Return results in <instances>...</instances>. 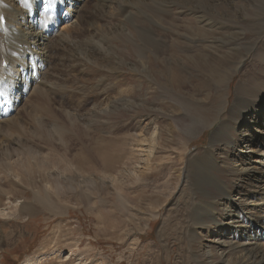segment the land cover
I'll use <instances>...</instances> for the list:
<instances>
[{"label": "rangeland", "instance_id": "obj_1", "mask_svg": "<svg viewBox=\"0 0 264 264\" xmlns=\"http://www.w3.org/2000/svg\"><path fill=\"white\" fill-rule=\"evenodd\" d=\"M96 1H91V8ZM129 2L134 9L131 14L114 18V13L111 25L110 20L107 25H103L104 18H99V28L106 34L109 33L113 41L111 56L121 59V63L116 67L118 71H111L109 61L102 63L106 68L88 63L76 69L72 67L77 64L73 54H68L71 56L70 61L69 56H62L56 51L57 58L62 60L55 59L52 66L55 69L53 77L56 74L59 76L54 78L53 82L64 87L60 96L66 95V91L74 92L75 105L84 101L89 103L81 110L82 119H85V116L86 119L90 117L93 107L90 105L91 99L94 102L104 101L106 95L128 90L132 86V90L136 92L135 95L133 92L134 99L137 101L141 84H147L144 91L146 93V89H149L150 101L146 106L134 104L131 107L101 112V115L95 118L93 126L96 130H104L101 135L104 140L114 142L124 136L119 133V127L125 126V134L135 132L138 139L143 140V144L140 148L131 141L127 147V158L131 160L127 164H123L116 171H101L98 178L93 177L96 180L94 185H83L79 188L41 181L39 174L31 178L32 182L35 181L33 185L27 177V172L20 174V170L6 171L0 164V264H27L30 260L31 264H38L42 260L45 264H152L155 260L162 264H195L194 260L190 261L189 254L192 251L187 246L189 238L186 236L192 228V224H188L189 200L193 198L195 204L194 193L200 191L204 195L208 190H213L217 193V200L212 201L219 202L220 190H217V181L223 180L229 185L246 181V177L239 181L237 176L229 174L228 170L237 154L231 143L233 140L235 143L239 140L238 134H242L244 125L251 121V115L247 111L256 116L255 113L262 111L260 107L264 106V68L254 52L246 53L247 47L254 42H257L258 46L262 44L263 38L259 41H255V38L259 32L257 29L264 26V16L262 26L261 22L256 20L253 23L252 18L255 11H264V0H222L220 3L216 2L217 7L205 0H175L173 15L164 22V25L171 28V32L167 36H159L161 44H156L160 45L159 56L156 58L149 54V59L145 61L150 67L148 73H145L138 60L134 42L127 44L114 40V26L120 24L126 25L128 36L137 29L136 25L145 26L139 32L150 33L145 15L137 11L143 2L149 1ZM201 21L205 24L202 29L208 34L204 39L207 40L209 48L204 54H192L188 50L194 47L189 35L196 27L200 30ZM87 32L88 30L84 29L81 35ZM168 41L171 43L165 44ZM77 47L82 56L88 55L80 43ZM201 49L202 45L198 50ZM230 71L237 72L227 81L223 89L224 95H219L218 86L215 85L218 75H226ZM169 72L180 77L195 76L198 81L194 80L195 82L185 90H178V85L176 89L169 87L168 90L167 87L165 89L162 85L151 83L150 80L157 79L160 84L167 86L165 79ZM87 74L90 81L84 79ZM83 84L86 85L85 89ZM244 84L246 87L249 85L251 90L242 95L244 104L241 105V102V106H238L237 112L234 113L239 121L236 136L234 119H230L231 110L237 99V88L239 85L243 87ZM96 85H99L98 90L104 89L105 85L110 89H104L107 93L101 96L98 90L96 93ZM65 95L64 100L57 101L59 103L54 105L55 109L60 110L59 104L63 109H73L70 98L68 100ZM180 99L191 103L181 104ZM175 103L187 106L190 110V106L200 108L199 112L204 113L202 114L207 121H212L217 116L226 120L230 133L225 130L220 140L223 142L217 146V160L221 169H216L213 163V166L209 163V167L208 163L203 167L198 164L196 172L188 175L186 170L191 155L209 148L216 127L205 128L196 138L179 131L186 125L187 117H184V110L179 109V105ZM20 118L26 119L23 114ZM4 121L0 120V157L5 155V151H10L11 162L14 165L19 164L20 155L12 151V147L18 149L19 145L15 142L18 139L17 130L13 125L7 124L8 120ZM4 127L7 130L3 129ZM8 130L9 133L12 130L13 132L9 134ZM151 137L155 138L156 142L166 143V146L160 145L152 150ZM73 144L69 151L70 156L80 153L83 148L79 141L73 140ZM43 151L44 155L49 153L46 149ZM60 153L64 151L60 150ZM133 155H136V158ZM66 165L69 166L67 163ZM66 165H63V169L68 168ZM63 169L55 167L50 174L65 176L66 169ZM158 176L161 177L159 180ZM167 182L168 185L165 184ZM52 184L54 187H51ZM248 186H244L243 191L251 192L253 186ZM41 188L55 198L59 194L60 202L54 207H46L45 210L37 208L36 210L40 209L41 212L35 211L32 217L20 216L24 203L31 207L36 205L34 195L38 194ZM234 190L236 191V188ZM247 206L251 208V205ZM204 207L203 210L210 208L209 205ZM198 209L202 213L201 207ZM252 214L254 211L251 210L246 212L245 216L249 219ZM212 231L213 234L217 233ZM208 233L207 230L196 239L195 248L200 256L205 244L211 245V242H208L211 239L207 237ZM46 240L52 243L45 250H52L39 254L38 251L40 252ZM57 248L60 251H56ZM213 248L215 254L219 253L216 245H213ZM229 251L228 249L227 254Z\"/></svg>", "mask_w": 264, "mask_h": 264}, {"label": "bare ground", "instance_id": "obj_2", "mask_svg": "<svg viewBox=\"0 0 264 264\" xmlns=\"http://www.w3.org/2000/svg\"><path fill=\"white\" fill-rule=\"evenodd\" d=\"M91 1L0 0V120L4 119V122L8 120L7 124L13 125L17 130L18 139L15 142L19 145L17 146L18 149L12 147V151L21 157L20 163L14 165L11 162L10 151H5V155L0 157V164L6 171L20 170V174L21 172H27V177L33 185H35V181L32 182V179L38 174L41 181L57 183L59 186L67 185L68 187L72 186L71 188H74L73 186L79 188L83 185H94L96 180L93 177L98 178L99 172L116 171L117 168L131 160L127 158V147H129L131 141H134L136 146L140 148L143 144V140H139L135 132L125 134V126L119 127V133L124 135H121V142L119 138L116 142L104 140V137L101 136L104 130H96L93 126L95 118L101 115V112L106 113L123 107H131L134 104L141 107L146 106L150 101L149 89H146V93L144 91L147 84H141L140 97L137 101L134 99L136 92L132 90V86L128 90L106 95V91L110 89L107 86L108 84L105 85L106 88L104 87L106 91L103 88L98 90L99 85H96V93L98 90V92H101L100 95H106V98L100 102L99 100L94 102L90 98V105L93 107L90 117L88 116L87 119L86 116L85 119H82L80 113L89 103L84 101L75 105L76 97H73V91H66L67 94H64L68 96V100L70 98L73 109H63L61 104H59L60 110L54 108V105L59 103L57 101L64 100V95L60 96V91L64 90V87L53 82L54 78L59 77L58 74L53 77L55 69L52 66L55 59H59L56 51H59L62 56L73 54L72 57L77 60V64L72 67L76 69H80L88 63L106 68L102 63L109 61L111 71H118L116 67L121 63L118 56H111L114 47L112 46L113 41L108 32L106 34L103 29L99 28V18H104L105 24L103 25H107L109 20L111 25V18H113L114 13H116L114 18H120L131 14L134 9L129 0H97L92 8ZM148 1L143 2L137 11L145 15L149 22L150 33L139 32L145 26L136 25L137 29L128 36L125 24L114 26V40L127 44L134 42L138 51V60L145 73L150 70V67L145 63L149 59V54L154 55L156 58L159 56L158 47L160 45H156L161 44L158 39L159 36H167L171 32V28L164 25V22L173 15V3L175 2V0ZM205 1L217 7L216 2L220 3L222 0ZM229 1L232 2L233 0ZM107 11L109 12L108 17ZM263 16L264 11H255L252 22L254 23V20H256L261 22L260 25L262 26ZM200 26V30L196 27L192 29L189 35V40L194 47H190L188 50L192 54H204L209 48L207 40L204 39L208 35L207 31L202 29L205 26L204 21L200 22ZM84 29H87L88 32L81 35ZM257 32L258 36L255 41L263 38L261 46L254 42L247 47L246 53L254 52L256 59L264 68V26L263 28L259 27ZM78 43L81 44L88 55L82 56L77 47ZM170 43L168 41L165 44L169 45ZM198 45H202L203 49L198 50ZM235 72L237 71H230L226 75H218L215 85L218 86L217 92L219 95H224L223 89ZM88 76L89 74L84 78L86 81H90ZM166 76L167 86L160 84L157 79L150 81L154 85L167 87L168 90L169 87L176 89L177 85L178 90H185L190 84L198 81L195 76L191 78L180 77L172 75L171 72ZM85 84L88 83L85 82ZM85 87L86 85L83 84V89ZM249 90H251L249 85L246 87L245 84L243 87L239 85L237 88V99L232 107L230 118L234 119V126H236L234 135L236 136L239 121L234 113L237 112L238 106L244 104L242 95L249 93ZM180 103L190 104L191 101L180 99ZM175 104L179 105V107L177 106L179 109L184 110V117H187L186 125L184 128L179 129L186 135L196 138L205 128L216 127L209 148L201 153L196 152L191 155L186 170L188 175L196 172L198 164L203 167V165L207 166L208 163L207 167H209V163H213L216 169H221L217 160V146L223 142H220L223 137L222 133L230 129L226 125V120H221L217 116L212 121L208 120V122L203 115L204 113L199 112L200 108L190 106V110L187 106ZM260 108L262 111L256 112V116L251 114V111H247L251 115L249 117L251 121L244 125L245 130L242 134H238L239 140L236 143L230 137L232 141L230 143L234 146L237 154L228 173L236 175L239 181L246 177V181L243 180L244 182H237L238 184L232 185L223 180L217 181V190H220L219 202L212 201L217 200L215 196L217 193L213 190H208L207 194L204 193V195L200 191L194 193L195 204L193 198L189 200L191 210L189 208L188 219L190 221L188 224H192V228L186 236L189 238L187 246L192 251L189 254L190 261L194 260L195 264H264V106ZM161 109L163 110V108ZM21 114L26 117L25 120L20 118ZM8 128L10 127L8 126ZM3 129L7 130L5 127ZM153 135H155V131ZM152 137L150 138L151 143H153V145L151 144L152 150L160 145L166 146V143L156 142L155 138ZM159 137H161V134H159ZM73 140L79 141L83 148L80 153L70 156L69 151L74 145ZM226 140L228 141V139ZM45 149L49 152L47 155H44L43 150ZM185 149H188L187 144H185ZM60 150L64 153H60ZM55 152H57L56 155ZM61 154H63L62 158ZM133 157L136 158V155H133ZM126 159L127 161H125ZM63 165L68 167L65 168V176L50 174L55 167H62L63 169ZM80 178L83 180L79 181ZM157 178L159 180L161 177L158 176ZM165 184L168 185V182ZM247 185H249V188L253 186L251 192L248 191L249 193L243 191V187ZM51 187H54V185L52 184ZM239 188H241L242 193ZM0 192L2 193V190ZM39 192L34 195L33 199L36 205L33 206V204L31 207L28 203H24L20 216L32 217L35 211L41 212L40 209L45 210L46 207H54L60 202L59 194L55 198L42 188ZM206 205H209L210 208L203 210ZM247 205H251V208ZM199 207H201L202 213L199 211ZM37 208L40 209L36 210ZM251 210L254 211V214L248 219L245 214ZM207 230L209 231L207 237L211 238L208 242L210 241L211 245L206 243L201 251L202 256H200L197 253V248H195L196 239ZM212 230L217 233L213 234ZM51 243L52 241L46 240L38 253L43 254L52 250L50 248L45 250ZM58 243H60V240ZM213 245H216L219 253H214L215 248H213ZM228 249L230 251L227 254ZM41 251L43 252L41 253ZM56 251H60V249L57 248ZM30 261L27 264H31L32 261ZM38 264H45V261L42 260ZM65 264L70 263L66 262ZM152 264L162 263L155 260Z\"/></svg>", "mask_w": 264, "mask_h": 264}]
</instances>
